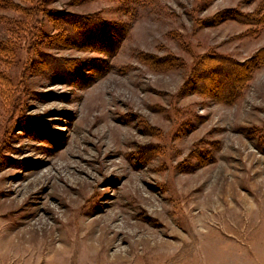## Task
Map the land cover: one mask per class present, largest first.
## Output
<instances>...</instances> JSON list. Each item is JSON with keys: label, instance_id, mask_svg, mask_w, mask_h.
I'll list each match as a JSON object with an SVG mask.
<instances>
[{"label": "rangeland", "instance_id": "obj_1", "mask_svg": "<svg viewBox=\"0 0 264 264\" xmlns=\"http://www.w3.org/2000/svg\"><path fill=\"white\" fill-rule=\"evenodd\" d=\"M8 1L0 264H264V0Z\"/></svg>", "mask_w": 264, "mask_h": 264}, {"label": "trees", "instance_id": "obj_2", "mask_svg": "<svg viewBox=\"0 0 264 264\" xmlns=\"http://www.w3.org/2000/svg\"><path fill=\"white\" fill-rule=\"evenodd\" d=\"M13 5L10 1L8 0H0V8H12ZM225 16L238 20V21H246L249 22V17L248 16H241L235 13L234 11H231L230 13L226 14ZM252 22V21H251ZM256 23H259V21H254ZM250 23V22H249ZM213 23L207 24L206 26H210ZM262 55V59L264 57L263 54H258ZM260 57V56H259ZM199 65L195 68V74L199 73L201 75V78H209L207 73H215L217 75H221L222 77L217 79V82L221 83V81L226 82L228 79L233 80L238 76L239 71L237 70L238 68L244 69V74L240 77L237 78L235 84L231 83V86H234L232 90H227L228 92H221L220 97L225 98L226 95H229L231 93L232 97L237 94L241 88L240 83L244 80V78H247V75L251 73L254 67H250L252 65L251 63H246V64H238L236 62H232L231 60L227 59L226 57L223 56H218L214 58H201L199 61ZM251 62H255V59ZM173 62L169 64V66H172ZM249 65V66H248ZM211 84V83H210ZM213 85V84H212ZM211 85V86H212ZM214 86V85H213ZM224 96V97H223Z\"/></svg>", "mask_w": 264, "mask_h": 264}, {"label": "bare ground", "instance_id": "obj_3", "mask_svg": "<svg viewBox=\"0 0 264 264\" xmlns=\"http://www.w3.org/2000/svg\"><path fill=\"white\" fill-rule=\"evenodd\" d=\"M94 255H92V257H93Z\"/></svg>", "mask_w": 264, "mask_h": 264}]
</instances>
